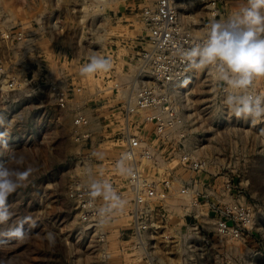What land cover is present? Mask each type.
Returning a JSON list of instances; mask_svg holds the SVG:
<instances>
[{"label": "rangeland", "instance_id": "1", "mask_svg": "<svg viewBox=\"0 0 264 264\" xmlns=\"http://www.w3.org/2000/svg\"><path fill=\"white\" fill-rule=\"evenodd\" d=\"M146 6L145 0H0V162L11 154L22 160L10 167L34 169L9 198L13 218L0 233L25 217L35 225L25 224L29 237L22 243L0 235V264H146L148 253L163 264H264V120L252 124L223 108L219 82L207 70H191L179 102L187 150L207 156L209 165L179 171L193 178L194 191L185 202L171 196L164 237H143L148 253L131 235L120 106L146 45ZM93 56L110 61L111 70L82 76ZM249 90L264 97V82ZM85 192L102 209L99 225L81 216ZM242 206L244 223L227 210ZM221 217L239 233L220 235Z\"/></svg>", "mask_w": 264, "mask_h": 264}, {"label": "built area", "instance_id": "2", "mask_svg": "<svg viewBox=\"0 0 264 264\" xmlns=\"http://www.w3.org/2000/svg\"><path fill=\"white\" fill-rule=\"evenodd\" d=\"M190 1L157 0L154 7H144L142 15L148 31L146 45L138 56L132 79L121 91L123 145L120 159L127 167L131 235L138 239L141 249L146 247L145 234L164 237L171 196L189 195L194 191L190 186L193 178H182L171 167L161 168L159 159L167 163L178 159L188 174L204 171L210 162L207 156H197L186 150L188 134L181 131L187 119L180 99L172 91V84L184 80L193 69L182 58L183 52L203 43L212 22L229 16L247 3V0H194L202 17L195 25L182 13L190 12L182 10V2L190 4ZM215 91L216 100L228 109L225 100L231 90L219 82ZM248 91V95L259 94L264 98L262 90ZM88 194L80 196L84 200L81 216L84 221L99 225L104 218L102 209L86 198ZM232 209L236 210L238 221H248L245 207H228L227 210ZM216 222L222 236L239 233L229 226L227 219L221 217ZM152 243H148L150 248L155 247ZM145 251L148 253L147 249ZM149 254H146V264H163L148 257Z\"/></svg>", "mask_w": 264, "mask_h": 264}, {"label": "clouds", "instance_id": "3", "mask_svg": "<svg viewBox=\"0 0 264 264\" xmlns=\"http://www.w3.org/2000/svg\"><path fill=\"white\" fill-rule=\"evenodd\" d=\"M182 58L195 70H207L213 80L223 82L231 90L225 105L236 118L252 124L264 120V98L259 94L248 95L249 89L264 82V0H247L234 13L212 22L203 43L186 49ZM110 70V61L93 56L80 72L84 76ZM4 147H8L6 141ZM14 159L20 161L22 157L10 154L6 161L0 162V225L13 218L9 198L27 186L34 172L32 167L22 170L10 167ZM30 220L25 217L0 235L22 243L29 237L25 224L35 226L29 224ZM46 239L54 244L55 234L47 233Z\"/></svg>", "mask_w": 264, "mask_h": 264}, {"label": "bare ground", "instance_id": "4", "mask_svg": "<svg viewBox=\"0 0 264 264\" xmlns=\"http://www.w3.org/2000/svg\"><path fill=\"white\" fill-rule=\"evenodd\" d=\"M100 1V0H99ZM145 1H147L148 3H149V6H153L154 7V5H155V3H156V1L157 0H145ZM99 4H100V2H99ZM181 7H182V10L183 9H189V13L188 14H185L183 11H182V13H183V15H189V20H190V22L191 23H193V24H198V22L200 21V19L202 18L200 15H201V11L199 10V9H197L196 8V5H195V2H194V0H191L190 1V4H185L184 2H182V5H181ZM55 25V24H54ZM57 27V26H56ZM191 71V70H190ZM189 71V72H190ZM192 73H189L188 75H187V77L184 79V80H182V81H180V82H175L174 84H172V91L174 92V94H175V96L178 98V99H180L179 101H181L182 100V95L184 94V90L185 89H188L189 88V85H190V82H191V80H192V75H194V72L193 71H191ZM129 77V76H128ZM128 79H130V78H128ZM132 79V78H131ZM195 145L196 146H198V143L196 142L195 143ZM197 148V147H196ZM187 150V149H186ZM159 161H160V163H162L161 164V168H169V167H171V168H175V167H177L176 169H174V171L176 172V174L178 175V176H182V178H184L183 177V175L181 174V173H179V171L180 170H182V171H184L185 169L182 167V166H180L182 163L181 162H179L178 161V159L175 161V162H172V163H167V162H165L164 161V159L163 158H160L159 159ZM179 165V166H178ZM185 172V171H184ZM186 173V172H185ZM188 174V173H187ZM190 195L192 196V194H189V195H187V194H181V195H179L178 194V196H180V197H182V200L185 202V201H189V197H190ZM129 221V220H128ZM127 221V222H128ZM143 249V248H142ZM156 257V256H155ZM154 256H153V258L154 259H156ZM157 260V259H156ZM159 261V260H158Z\"/></svg>", "mask_w": 264, "mask_h": 264}]
</instances>
